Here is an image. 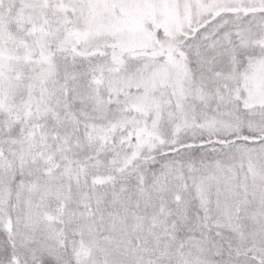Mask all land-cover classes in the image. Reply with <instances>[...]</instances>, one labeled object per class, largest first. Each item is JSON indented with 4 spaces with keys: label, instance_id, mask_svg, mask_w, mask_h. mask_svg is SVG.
<instances>
[{
    "label": "snow or ice",
    "instance_id": "6c2138e0",
    "mask_svg": "<svg viewBox=\"0 0 264 264\" xmlns=\"http://www.w3.org/2000/svg\"><path fill=\"white\" fill-rule=\"evenodd\" d=\"M0 264H264V0H0Z\"/></svg>",
    "mask_w": 264,
    "mask_h": 264
}]
</instances>
